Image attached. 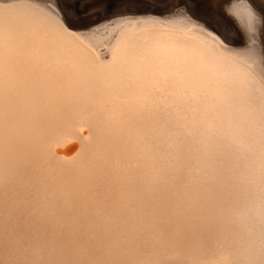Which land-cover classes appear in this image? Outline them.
Listing matches in <instances>:
<instances>
[{
    "label": "bare ground",
    "instance_id": "1",
    "mask_svg": "<svg viewBox=\"0 0 264 264\" xmlns=\"http://www.w3.org/2000/svg\"><path fill=\"white\" fill-rule=\"evenodd\" d=\"M199 1L212 18L181 3L184 15L126 13L80 33L33 0H0V215L20 220L23 194L35 195L31 222H11L25 239L12 242L11 264H161L168 249L202 246L224 192L264 218V0H249L254 30L235 40L249 53L243 64L214 44L220 17Z\"/></svg>",
    "mask_w": 264,
    "mask_h": 264
},
{
    "label": "rangeland",
    "instance_id": "2",
    "mask_svg": "<svg viewBox=\"0 0 264 264\" xmlns=\"http://www.w3.org/2000/svg\"><path fill=\"white\" fill-rule=\"evenodd\" d=\"M189 2H190L189 5H191V6H187V8H188V9H191V8L193 7V10H189V11L200 12V13L206 14V15H207L208 17H210V18L213 17V14H212V13H210L208 10H205L206 8H205L204 5L202 4V1H199V0H191V1H190V0H189ZM181 7H182V6H181ZM181 7H180V8H181ZM176 11H177V10L174 9L173 11L169 12L168 14H167V13H164V15H163V14H159V15H158V13L156 14V13H151V12H149V13H144V14H142V13H137V14H138V15H137V14L134 13V12H126V13H128V14H126V13H121V15H120V14L113 15V16H118V17H121V16H122V18H116V19L113 18V19H111V20L106 19V18H107V17H113V16H106V15L101 16V15H96V14H95L94 16L91 17V19L85 21V23L88 22V24H91L93 20H98V21L101 22L102 27H105V26H111V25H113L114 23H116L117 21H119V20H121V19H126V18H128L126 15H128L129 17H132V16H133V17H136V16H147V15H148V16H151V15H152V16L155 17V18H160V17H161V18H168L169 16H171V15H172L173 13H175ZM122 14H123V15H122ZM124 14H126V15H124ZM131 14H132V15H131ZM165 14H166V15H165ZM160 15H161V16H160ZM158 16H159V17H158ZM123 17H124V18H123ZM106 20H107V21H106ZM194 20H195V19H194ZM112 23H113V24H112ZM78 29H79V30H78ZM80 29H82V28H77V29L72 30V31H76V32H80V33H81V32H82V33L87 32V31L84 30V29L80 31ZM239 39H240V36H239L238 34H236V36H235V40L238 42ZM237 42H235V43H237ZM236 178H237V179H236ZM241 179H242V180H240L239 174L235 177L236 187H237V186L240 187L241 182L244 181L243 178H241ZM27 191H28V190H26L25 193L23 192V193H24L23 195H24V197H25V198L23 197V201L21 202L23 205L21 204L22 206H20V203H19V206L22 207V208H21V211L19 212L20 208H19L18 211H17V209H15V210H16L15 212H17V213L19 212V214L22 213V212L24 213V211H22V210L24 209V210H25V214H23L24 216H23L22 218H20V220H19V218H17V219H18V220H17L15 216L12 217V219H11V216H10L9 218H7V219H9V220L11 219V220H10V224H11V222L14 220L13 218H15V220L17 221V224H18V222H20V225H21V223H23V222L25 221V219H26L27 217H28V218L30 217V219H31L32 214H31V212H30L31 209H30V206H29L30 204H29V203H30L31 199L34 198L35 195L32 193L31 196H30V195H29V192H30V191H28V192H27ZM30 193H31V192H30ZM224 193L226 194V192H224ZM224 193H223V195L221 194V195H220L221 197L219 198V199H221L222 201L218 199V200H219V205H220L221 211L223 212L222 215H221V216H218V218L215 219L216 222L214 221L215 224L213 223V225H212L213 227H212V228H206V229H204V230H201V232H205V233L200 234V235H201V238H202V237L205 238V240H204V239H201V242H200V243L202 244V246H201V245L199 246L200 252L202 253L203 256H202L201 253L199 252L198 246H197V248H196V246H195L194 244H192V245H189V244H188V245L191 246V247H192V246H195V247L190 248V247L187 245V246H184V247H179L180 249H179V248H177V249L175 248L176 250H175L174 248H171L170 250L168 249L167 254H168V256H169L170 258H169L167 255H165V256L163 257V259H162V260H163V262H162L163 264H170V263H171V264H174V263H177V264H192V263H193V264H195V263H196V264H197V263H199V264H203V262H205V261H206V263H204V264H208V263H210V262H212V263L214 262L213 264H215V263H216V264H219V263H222V264H223V263H224V261H223L224 259H225V264H227V263H228V264H232V263L236 264V262L239 263V264H244V263L247 264V263H248V260H247L246 257L249 256V255H250V257H251V256L256 257V258H253V259H255V260L257 259L255 262H257V263L259 264V261H260V260H258V257H259V259H261V258H260V256H261V255H260V254H261L260 252L262 251V248H260V247H262V245H264V239H262V238H264V237H262V236H264V234H262V226H261V225H262V220L264 219V218H263L264 215L262 214L263 217L261 216L263 219H258V220H257V218L253 217V215H252L251 213H248V212H247V213H244V210H245V209H244V204H243L244 201H243L242 197L239 198V196H238V198H236V197H235V198H234V197H231V198L227 199L229 196H228L227 194L225 195ZM25 194H26V195H25ZM248 194H250L249 191H248L247 195H248ZM223 196H224V197H223ZM26 197H28L27 199H28L29 201L26 199ZM233 198H234V200H233ZM223 199H224V200H223ZM238 199H239V200H238ZM227 200H230V201H227ZM231 200H232V202H231ZM239 201H240V202H239ZM23 202H24V203H23ZM222 202H223V203H222ZM225 202H227V203H225ZM234 202H235V203H234ZM236 202H237V203H236ZM242 202H243V203H242ZM221 203H222V204H221ZM232 203H233V204H232ZM28 204H29V205H28ZM228 204H229V205H228ZM241 204H243V205H241ZM27 205H28L29 207H28ZM225 205H226V206H225ZM232 205H233L234 207H233ZM240 205H241V208H240ZM19 206H18V207H19ZM235 206H236V207H235ZM18 207H16V208H18ZM27 207H28V208H27ZM228 207H229V208H228ZM231 207H232V208H231ZM227 208H228V209H227ZM230 208H231V209H230ZM9 209H10V208H9ZM233 209H234V210H233ZM10 210H11V209H10ZM230 210H231V211H230ZM236 210H238V211H236ZM241 210L243 211V213H242ZM10 212H11V211H10ZM15 212H14V213H15ZM60 212H61V211H60ZM226 212H227V214H226ZM7 213H8V212H7ZM29 213L31 214V216L28 215ZM263 213H264V212H263ZM236 214H237V215H236ZM238 214H241V216L244 215V216H242L243 218L238 217V216H240V215H238ZM246 214H248V215H246ZM1 215H2V218H1ZM1 215H0V220L5 219V218L3 217L4 215H3V214H1ZM9 215H10V213H9ZM12 215H14V214L12 213ZM223 215H224V216H223ZM230 215H231L232 217H231ZM245 215H246V216H245ZM5 216H6V215H5ZM223 217H224V219H223ZM226 217H227V218H226ZM228 217H230V218H228ZM248 217H249V218H248ZM250 217H251L252 219H251ZM28 218H27L26 220H28L29 222H31V220L28 219ZM219 218H220V220H219ZM232 218H233V219H232ZM235 218H236V219H235ZM238 218H239V219H238ZM253 218H255V219H253ZM7 219H5V220L8 221ZM217 219H218V220H217ZM221 219H222V220H221ZM237 219H238V220H237ZM243 219H244V220H243ZM248 219H249V220H248ZM23 220H24V221H23ZM226 220H228V221H226ZM232 220H233V221H232ZM242 220H243V221H242ZM246 220H247V222H246ZM250 220H251V221H250ZM252 220H253V221H252ZM21 221H22V222H21ZM28 221H27V222H28ZM223 221H224V222H223ZM240 221H241V222H240ZM248 221H249V222H248ZM259 221H261V222H259ZM25 222H26V221H25ZM217 222H219V223H217ZM231 222H232V223H231ZM238 222H239V223H238ZM251 222H252V223H251ZM255 222H257V223L255 224ZM4 223H5V224H3L2 221H1L0 228H1L2 224H3V226H2V228H1L0 230L4 229L3 227H4V225H6L7 222L4 221ZM223 223L226 224V225H224ZM229 223H230V224H229ZM247 223H248V224H247ZM8 224H9V222L7 223V226H5V227H8ZM10 224H9V225H10ZM12 224L14 225V224H16V222H15V223H12ZM12 224H11V225H12ZM17 224H16L15 226H17ZM220 224H221V225H220ZM227 224H229V225L227 226ZM241 224H242V225H241ZM245 224H246V225H245ZM259 224H261L260 227H258ZM11 225H10L9 227H13V225H12V226H11ZM20 225L18 224V227H17V228H20V227H19ZM215 225H216V226H215ZM217 225H218V226H217ZM222 225H223V226H222ZM234 225H236V226L238 225V226H237L238 228H237L236 226H234ZM240 225H241V226H240ZM247 225H248V226H247ZM252 225H253V226H252ZM225 226L228 227V228L226 229ZM229 226H230V227H229ZM254 226H255V227H254ZM256 226H257V228H256ZM22 227H23V226L21 225V228H22ZM220 227H221V228H220ZM251 227H252V228H251ZM17 228L13 227L12 229H13V230L15 229V233H17V235H19V234L21 233V230L18 229V230L16 231ZM216 228H217V229H216ZM241 228H242V229H241ZM244 228H246V229H244ZM260 228H261V229H260ZM6 229H7V228H5L4 231H5ZM12 229H11V228H10V229L8 228L5 232L2 230L3 232L1 231V233H3V234L0 233V235H2L1 237L4 238V236H3L4 233L8 235V232H9V233H10V232H13V234H14V231H12ZM207 229H209V230H208L209 233H208V232L206 233L205 230H207ZM223 229H224V231H223ZM233 229H234V230H233ZM238 229H239V231H237ZM249 229H250V230H249ZM253 229H255V230H253ZM256 229H257V230H256ZM258 229H259V230H258ZM9 230H11V231H9ZM213 230H214V232L212 233ZM225 230L228 232V234H227L228 236L226 235L227 232L225 233ZM230 230H231V231H230ZM7 231H8V232H7ZM18 231H19L20 233H19ZM215 231H216V233H215ZM218 231H220V232H218ZM251 231H252V233H251ZM253 231H255V233H254ZM6 232H7V233H6ZM230 232H231V233H230ZM232 232H233V233H232ZM244 232H246V233H244ZM249 232H250V233H249ZM18 233H19V234H18ZM211 233H212V234H211ZM229 233H230V235H229ZM258 233H259V234H258ZM219 234H220V235H219ZM238 234H239V236H238ZM241 234H242L243 236H242ZM246 234H247V235H246ZM249 234H251L252 236H250ZM254 234H255V236H254ZM260 234H262V235H260ZM9 235L11 236V234H9ZM9 235H8V236H9ZM17 235H16V234H15V236L12 235V237L9 236V237H10L9 240H12L11 238L14 237V240L9 241V242H8V240H7L8 238H6V236H5L6 241H5V238H4L3 243H1L2 240L0 239V240H1V241H0V243H1L0 246L4 244V247H5V249H3V250L0 249V250L2 251V252H0V253H3L5 256H6V254H8L9 252H10V255L13 253V255H11V261H10V259H9V262H7V261H8V260H7V257L10 258V255H8L7 257L4 258V257H3L4 255L1 254L0 257H3L4 259H3V258H0V262H2V261H1V259H2V260H3L2 263H5L4 261H6L5 264H11V262L14 260V257H16V253H15V252H11V251H14V245L12 244V242H13V243H14V241H20V242H23V241L25 240V239L23 240L22 236H20V235H22V233L19 235L20 237L17 236ZM211 235H212V238H213V239L211 238ZM221 235H222V237H221ZM233 235H235V236L233 237ZM8 236H7V237H8ZM16 236H17V238H19V239H16V240H15V237H16ZM206 236H207V238H206ZM229 236H230V238H231V240H232V243H231V240L229 241V239H230ZM231 236H232V237H231ZM245 236H246V237H245ZM253 236H254V237H253ZM258 236H259V238H258ZM260 236H261V237H260ZM208 237H209V238H208ZM215 237H216V238H215ZM217 237H219V238H217ZM224 237H225V238H224ZM21 238H22V239H21ZM210 238L212 239V243H211ZM228 238H229V239H228ZM232 238H233V239H232ZM254 238H256L257 240L254 239ZM207 239H209L210 242H209V240H207ZM220 239H221V240H220ZM252 239H253V240H252ZM258 239H259V243H258ZM22 240H23V241H22ZM226 240H227V241H226ZM237 240H239L240 242H239V241L236 242ZM241 240H242V241H241ZM246 240H247V241H246ZM251 240H252V242H251ZM205 241H206V242H205ZM216 241H218V242H216ZM5 242H7L8 244L5 243ZM10 242H11V244H9ZM203 242H204V245H203ZM207 242H208V243H207ZM223 242H224V243H223ZM241 242H242V245H241ZM248 242H250V243H248ZM205 243H206V245L210 243L209 245H210L211 247H210V246L208 247V245H207V247H206ZM213 243H214V245H215V243H216L217 246H216V245L214 246ZM238 243H239V245H238ZM244 243H245L247 246H246ZM256 243H258V244L260 245V247H259V245L256 244ZM262 243H263V244H262ZM5 244H6V245H5ZM220 244H221V246H220ZM222 244H223V245L226 244V245L223 246ZM234 244H235V245H234ZM251 244H252V245H251ZM254 244H255V245H254ZM9 245H11V246H10L11 248H9ZM218 245H219V247H218ZM240 245H241V246H240ZM243 245L245 246V248H244ZM256 245H258V247H257ZM204 246H205V247H204ZM226 246H227V247H226ZM234 246H237L238 248L235 247V248H236V249H235V248H233ZM248 246H249V247H248ZM251 246H252L253 249H251ZM253 246H254L255 248H254ZM2 247H3V246H1L0 248H2ZM4 247H3V248H4ZM12 247H13V249H12ZM185 247H187V248H185ZM188 247H189V248H188ZM212 247H213V248L215 247V248L212 249ZM224 247H225V249H223ZM229 247H230V249H231L230 251H229ZM239 247H240V248H239ZM241 247L244 248V249H246V250H245L246 252L249 251V252H247V254H249V255L246 256L245 252H243L244 249L241 251ZM183 248H185V249H183ZM194 248H196L197 250L194 249ZM203 248H204V249H203ZM205 248H206V249H205ZM208 248L212 249L213 251L211 252V250L208 249ZM247 248H248V250H247ZM257 248L259 249L260 252L258 251ZM6 249H7V250L10 249V251H7ZM181 249H182V251H181ZM188 249H190L191 251L189 250V251H190V252H189ZM201 249H202V250H201ZM222 249H223L224 251L227 250V251H225V252H227V253H228V251H229L228 255H227V253H226V255L223 254V253H225V252L221 253V252L223 251ZM233 249H234V250H233ZM256 249H257V250H256ZM171 250H172V251H171ZM177 250L180 252V254H178V251H177ZM192 250H193V251H192ZM204 250H205V251L207 250L208 252H207V251L205 252ZM209 250H210V253H209ZM215 250H217V251H215ZM220 250H221V251H220ZM232 250H233L234 252H236V253H235V256H236L235 259L240 258V261H241V258H242L243 261L239 262V260H235V259L233 260V257H231V256L229 255V254H231L230 252H232V254H231L232 256L234 255V252H233ZM238 250H239L241 253L238 252ZM250 250H254V251H252V254H251ZM3 251H4V252H3ZM175 251H176V253H175ZM203 251H204V252H203ZM214 251H215V252H214ZM218 251L221 253V255H220V253H219ZM5 252H6V253H5ZM7 252H8V253H7ZM169 252L171 253V255L169 254ZM172 252L174 253V255H173ZM182 252H183V253H182ZM188 252H189V254H188ZM194 252H196V253H194ZM213 252L216 253V255H215ZM253 252H254L255 254H253ZM184 253H185V254H184ZM190 253H192V255H191ZM197 253H198V254H197ZM199 253H200V254H199ZM218 253H219V254H218ZM237 253H238V254H237ZM256 253H259L258 256L256 255ZM14 254H15V255H14ZM22 254H23V253H22ZM175 254H176V255H175ZM183 254L186 256V258L184 257ZM186 254H187V255H186ZM194 254H195V255H194ZM208 254H209V255H208ZM217 254L220 255V256H218V258H217ZM240 254H241V255H240ZM244 254H245V255H244ZM177 255H178V256L181 255L182 257H181V256H180V257H177ZM196 255L199 257V259L197 258ZM206 255H208V256H206ZM213 255H215V256H213ZM242 255H243V256H242ZM166 256H167L169 259H167ZM175 256H176V257H175ZM191 256H192V259H191ZM210 256H212L211 259H210ZM222 256H223V257H222ZM224 256H225V257L227 256V257H226L227 259H229V258L231 257V258H230V259H231V262L229 263L228 260H227ZM228 256H229V257H228ZM237 256H238V257H237ZM239 256H240V257H239ZM245 256H246V257H245ZM173 257H174V259L177 258L176 261H174ZM187 257L189 258V260H188ZM194 257H195V258H194ZM207 257H209L208 259H210L209 262H207L208 259L206 260ZM219 257H221L223 260H222L221 258L219 259ZM244 257H245L246 259H245ZM164 258H165V259H164ZM183 258H184V259H183ZM200 258L203 259V260H201ZM213 258H217V259L219 260V262H216L217 259L215 260V259H213ZM243 258H244L245 260H247V263H246V261H244ZM5 259H6V260H5ZM12 259H13V260H12ZM16 259H18V258L16 257ZM166 259H167V260H166ZM171 259H172V260H171ZM178 259H179V260H183V261H181V262H183V263H181L180 261H178ZM186 259H187V260H186ZM193 259H194V261H192ZM204 259H205V260H204ZM248 259L251 260V262L249 261L250 264H257V263H252V257H251V259L248 257ZM164 260H165V261H164ZM168 260H169V262H167ZM185 260H186V261H185ZM195 260H197V261H195ZM213 260H214V261H213ZM232 260H233V261H232ZM172 261H173L174 263H173ZM188 261H189V262H188ZM199 261H202V262L200 263ZM226 261H227V262H226ZM235 261H236V262H235ZM14 262H16V260H14ZM14 262H13L12 264H16V263H14ZM164 262H167V263H164ZM178 262H179V263H178ZM185 262H186V263H185ZM243 262H244V263H243ZM253 262H254V261H253ZM2 263H0V264H2ZM162 263H161V264H162ZM17 264H18V263H17ZM210 264H211V263H210ZM248 264H249V263H248Z\"/></svg>",
    "mask_w": 264,
    "mask_h": 264
},
{
    "label": "snow or ice",
    "instance_id": "3",
    "mask_svg": "<svg viewBox=\"0 0 264 264\" xmlns=\"http://www.w3.org/2000/svg\"><path fill=\"white\" fill-rule=\"evenodd\" d=\"M215 11L220 17V27L213 29L210 38L214 44L236 63L243 64L248 59L249 53L245 49L235 46L236 34L243 35L245 29L253 31V25L257 20V15L249 0H240L238 4L233 0H212ZM37 11L49 17H56L61 26L68 30L82 28L88 32L95 31L102 27L98 20H93L91 24L85 21L91 19L93 9L97 8L101 0H33ZM107 9L109 7L107 6ZM178 14L184 15L185 10L176 5ZM122 18L118 16L107 17L106 19ZM189 22L191 17L185 16ZM232 45L230 48L229 45ZM261 72L260 79L264 82V48L261 49ZM250 79H255V73H247ZM262 234H264V220H262ZM259 264H264V245H262L261 259Z\"/></svg>",
    "mask_w": 264,
    "mask_h": 264
},
{
    "label": "water",
    "instance_id": "4",
    "mask_svg": "<svg viewBox=\"0 0 264 264\" xmlns=\"http://www.w3.org/2000/svg\"><path fill=\"white\" fill-rule=\"evenodd\" d=\"M191 1V0H190ZM185 3L189 5V0H101L99 6L93 9V13L101 16H113L126 12L134 13H168L176 8L177 4ZM107 6L109 9H107ZM192 10V8H191ZM197 15L204 16L198 12L190 11ZM95 15V14H94ZM92 15V16H94ZM91 16V17H92Z\"/></svg>",
    "mask_w": 264,
    "mask_h": 264
}]
</instances>
